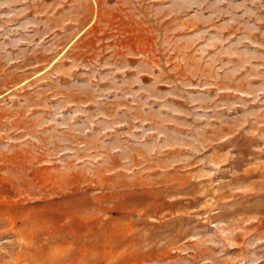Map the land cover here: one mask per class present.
I'll return each instance as SVG.
<instances>
[{
    "label": "rangeland",
    "instance_id": "374dc122",
    "mask_svg": "<svg viewBox=\"0 0 264 264\" xmlns=\"http://www.w3.org/2000/svg\"><path fill=\"white\" fill-rule=\"evenodd\" d=\"M0 264H264V0H0Z\"/></svg>",
    "mask_w": 264,
    "mask_h": 264
}]
</instances>
